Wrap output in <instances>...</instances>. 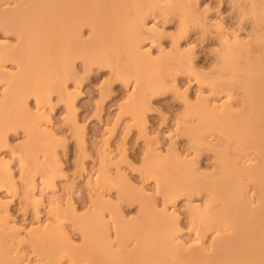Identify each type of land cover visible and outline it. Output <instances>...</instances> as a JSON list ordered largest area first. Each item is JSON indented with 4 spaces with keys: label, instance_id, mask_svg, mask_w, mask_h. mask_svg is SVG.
<instances>
[{
    "label": "rangeland",
    "instance_id": "1",
    "mask_svg": "<svg viewBox=\"0 0 264 264\" xmlns=\"http://www.w3.org/2000/svg\"><path fill=\"white\" fill-rule=\"evenodd\" d=\"M142 3L150 7L137 23L134 50L116 59L113 48L107 62L89 67L75 56L65 100L48 87L44 58L27 90L3 106L21 67L4 55L18 46L16 34L0 26V264L157 263L163 252L152 244L159 234H118L120 224L135 226L145 212L175 230L172 251L180 258L212 251L219 233L191 215L205 208L208 192L188 190L185 180L210 178L222 142L198 113L244 108V90L228 83L223 60L241 44L264 53V0ZM18 7L19 0L0 4V22L15 18ZM81 27V38H92L96 28ZM134 64L156 88L138 91ZM123 68L128 77L117 75ZM256 162L249 153L243 164ZM244 185L242 199L258 206L255 183L246 178ZM95 218L106 234H83L79 224ZM48 229L53 234H44Z\"/></svg>",
    "mask_w": 264,
    "mask_h": 264
},
{
    "label": "bare ground",
    "instance_id": "2",
    "mask_svg": "<svg viewBox=\"0 0 264 264\" xmlns=\"http://www.w3.org/2000/svg\"><path fill=\"white\" fill-rule=\"evenodd\" d=\"M4 1L0 0V4ZM149 7L142 0H19V14L0 22V26L11 29L18 39L15 50L4 55L16 59L21 67L3 106L15 93L27 90L26 81L33 79L44 58L51 73L48 87L60 91L65 100L62 94H66L64 88L74 57H83L89 67L107 62L113 48L116 59L125 48L134 50L139 38L137 23ZM86 23L96 31L84 41L79 32ZM44 45L46 55L42 57ZM130 53L133 57L134 53ZM223 61L230 70L228 83L238 84L244 90V108L239 113L230 109L222 113L216 110L198 113L203 127L213 128L220 135L222 148L216 152L219 165L207 180L196 175L185 180L188 190L204 188L208 192L205 208H193L192 218L200 220L204 230L213 229L219 234L209 254L195 253L180 258L172 251L171 235L175 230L163 219L145 212L143 220L135 226L120 224L118 234H159L152 247L155 253L163 252L162 260L157 258L153 264H264V53L253 54L249 45L241 44L229 48ZM132 67L139 92L156 88L145 70L135 64ZM129 72L123 68L117 75L128 77ZM40 85L44 86V80L30 88L40 90ZM67 102L69 106L72 104L70 99ZM192 135L196 137L195 133ZM235 143L237 147L233 148ZM249 153L256 156L257 162L245 165L244 157ZM175 169L190 171L178 164ZM246 178L255 183L260 194L258 206L253 208L242 199ZM78 227L83 234H106L104 223L97 218L82 221ZM44 234L53 231L48 229ZM149 246L141 247L145 255Z\"/></svg>",
    "mask_w": 264,
    "mask_h": 264
}]
</instances>
